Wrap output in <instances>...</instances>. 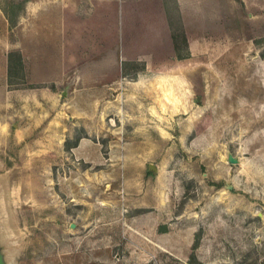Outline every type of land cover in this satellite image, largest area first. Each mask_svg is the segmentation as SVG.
Masks as SVG:
<instances>
[{"label": "rangeland", "instance_id": "374dc122", "mask_svg": "<svg viewBox=\"0 0 264 264\" xmlns=\"http://www.w3.org/2000/svg\"><path fill=\"white\" fill-rule=\"evenodd\" d=\"M25 1L0 0L8 264H264V0H209L225 32L190 52L176 25L169 65L127 63L82 109L26 82L12 48Z\"/></svg>", "mask_w": 264, "mask_h": 264}, {"label": "crops", "instance_id": "0c3cea01", "mask_svg": "<svg viewBox=\"0 0 264 264\" xmlns=\"http://www.w3.org/2000/svg\"><path fill=\"white\" fill-rule=\"evenodd\" d=\"M210 2L26 0L13 26L12 48L26 68V82L51 83L52 103L58 101L56 91L65 90L82 109L87 99L103 97L104 86L126 75L127 63H141L145 70L169 65L176 25L183 28L190 52L197 34L225 32L223 16L212 12ZM257 4L252 7L260 9ZM88 145L81 138L74 150L84 156Z\"/></svg>", "mask_w": 264, "mask_h": 264}, {"label": "water", "instance_id": "95a60500", "mask_svg": "<svg viewBox=\"0 0 264 264\" xmlns=\"http://www.w3.org/2000/svg\"><path fill=\"white\" fill-rule=\"evenodd\" d=\"M228 161L231 162H237L238 161V157L233 156L231 153L228 154L227 156ZM148 168L152 169V170H156V167L153 163H148ZM0 264H8L7 258H6V253L3 247V243L0 239Z\"/></svg>", "mask_w": 264, "mask_h": 264}, {"label": "bare ground", "instance_id": "6f19581e", "mask_svg": "<svg viewBox=\"0 0 264 264\" xmlns=\"http://www.w3.org/2000/svg\"><path fill=\"white\" fill-rule=\"evenodd\" d=\"M168 97V96H167ZM169 98V97H168Z\"/></svg>", "mask_w": 264, "mask_h": 264}]
</instances>
